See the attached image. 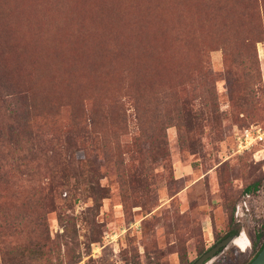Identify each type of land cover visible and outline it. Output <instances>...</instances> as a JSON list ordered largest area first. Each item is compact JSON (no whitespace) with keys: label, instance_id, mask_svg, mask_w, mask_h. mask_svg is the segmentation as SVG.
<instances>
[{"label":"rangeland","instance_id":"obj_1","mask_svg":"<svg viewBox=\"0 0 264 264\" xmlns=\"http://www.w3.org/2000/svg\"><path fill=\"white\" fill-rule=\"evenodd\" d=\"M0 70L30 93L37 139L30 154L23 128L19 148L4 140L0 110V216L19 228L0 246L189 264L234 225L249 243L210 264L253 256L242 192L264 176V136L240 152L235 137L264 132V0H0ZM183 96L195 115L175 111ZM80 103L95 111L77 128Z\"/></svg>","mask_w":264,"mask_h":264},{"label":"trees","instance_id":"obj_2","mask_svg":"<svg viewBox=\"0 0 264 264\" xmlns=\"http://www.w3.org/2000/svg\"><path fill=\"white\" fill-rule=\"evenodd\" d=\"M131 96V95H130ZM131 98V97H130ZM138 96L133 95L132 102H134L135 110L140 108L138 103ZM194 99L190 96H183L177 99L176 108L177 114H185L188 116L195 115L197 113V107L193 104ZM116 107L124 111V102L119 97L114 101ZM143 110L147 108V105L142 106ZM36 106L33 104L32 97L28 90H23L21 87L17 86L15 83L11 82L7 76L0 70V110L6 113L7 118L10 120L6 133L2 130V134L5 136V139L9 143H14L19 148L22 142H27L20 138V128H23L24 132L28 137V141L32 144H29V147L25 148L27 153H32L35 149L34 143L37 141L36 133L34 131V122L31 120V114L35 110ZM78 109L80 113L73 118L72 123L74 127L80 128L83 124L84 115L93 113L94 117V106L88 110L84 104H79ZM99 109V108H98ZM101 109V108H100ZM104 112V111H103ZM105 113V112H104ZM19 114L20 119H15V115ZM125 114V112H123ZM107 114L105 113L103 118H106ZM193 117V116H192ZM90 121L91 128L94 126V118H88ZM189 125L191 124V119L188 120ZM137 141V139H135ZM36 145V143H35ZM11 165L18 167V163L13 162ZM2 165H0V183L3 180L2 177ZM243 197L248 202L250 208V231L253 234L252 239V248L254 250L253 256L250 260L257 254L264 242V176L260 179H257L243 188ZM48 198L50 201H53V196L50 191L42 193L38 196L39 200ZM3 197L0 196V203ZM22 218V217H20ZM17 222H20V219L17 218ZM233 222V218H232ZM234 224V223H233ZM232 224V225H233ZM12 225L14 226L13 234H17L19 231L18 226L16 227L14 221L9 220L8 216H0V235L3 234V228L5 226ZM239 228L237 226L229 227L226 235L238 234ZM225 235V236H226ZM219 241V240H218ZM51 252H44L40 247L36 246L29 253H26L22 250H19L14 247H10L8 244L0 246V264H54V260L51 259ZM249 260V261H250ZM248 261V262H249ZM192 262V261H191ZM190 262V263H191ZM246 262L245 264H247ZM189 263V264H190Z\"/></svg>","mask_w":264,"mask_h":264},{"label":"water","instance_id":"obj_3","mask_svg":"<svg viewBox=\"0 0 264 264\" xmlns=\"http://www.w3.org/2000/svg\"><path fill=\"white\" fill-rule=\"evenodd\" d=\"M240 236H243L244 239L248 240L244 231H240L236 235H226L225 237L217 241L214 245L209 247L206 251H204L190 264H210L212 260H214L216 256H218L229 244L232 243L236 245L235 240ZM247 264H264V242L257 254Z\"/></svg>","mask_w":264,"mask_h":264},{"label":"built area","instance_id":"obj_4","mask_svg":"<svg viewBox=\"0 0 264 264\" xmlns=\"http://www.w3.org/2000/svg\"><path fill=\"white\" fill-rule=\"evenodd\" d=\"M264 132L257 126L244 128L237 132L235 137V145L237 151H244L250 148L254 143L263 139Z\"/></svg>","mask_w":264,"mask_h":264},{"label":"bare ground","instance_id":"obj_5","mask_svg":"<svg viewBox=\"0 0 264 264\" xmlns=\"http://www.w3.org/2000/svg\"><path fill=\"white\" fill-rule=\"evenodd\" d=\"M240 240V241H239ZM244 240L243 236H240L238 237L236 240H235V243H236V246H239V243H242V241ZM246 249V248H245ZM243 249V250H245Z\"/></svg>","mask_w":264,"mask_h":264}]
</instances>
